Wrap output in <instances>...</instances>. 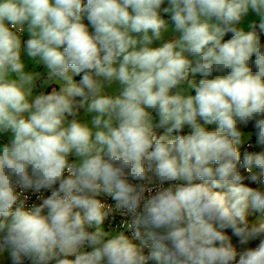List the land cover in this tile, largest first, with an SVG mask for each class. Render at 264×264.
Listing matches in <instances>:
<instances>
[{"label": "clouds", "instance_id": "1", "mask_svg": "<svg viewBox=\"0 0 264 264\" xmlns=\"http://www.w3.org/2000/svg\"><path fill=\"white\" fill-rule=\"evenodd\" d=\"M262 38L264 0H0V253L264 264Z\"/></svg>", "mask_w": 264, "mask_h": 264}, {"label": "built area", "instance_id": "2", "mask_svg": "<svg viewBox=\"0 0 264 264\" xmlns=\"http://www.w3.org/2000/svg\"><path fill=\"white\" fill-rule=\"evenodd\" d=\"M214 129L215 127H208V130H214ZM162 131L163 130H158V134H162ZM187 133L188 132L183 133V134H187ZM43 194L47 196V195H50V192H44ZM26 195L29 196V200L27 202L28 207H31L33 203L35 204L40 203V201L37 199L38 194H33L31 192H28L26 193ZM99 199H101L104 203L111 205L112 207V211L110 212V214L105 220V225H111L115 229H120L124 231L125 235L129 236V238H132V230L125 228V224L127 222H130V217L128 216V214L124 210L116 208L115 206L116 202L112 200L110 196L102 194L99 197ZM260 216L264 220V213H260ZM133 242L139 244L138 240H134Z\"/></svg>", "mask_w": 264, "mask_h": 264}, {"label": "trees", "instance_id": "3", "mask_svg": "<svg viewBox=\"0 0 264 264\" xmlns=\"http://www.w3.org/2000/svg\"><path fill=\"white\" fill-rule=\"evenodd\" d=\"M165 6H166V5H165ZM85 23H87L86 20H85ZM227 38H228V37H226V39H227ZM262 43H264V38H262ZM196 75L202 77L200 74H194V75H191L190 78H192V77H194V76H196ZM80 78H81L80 76H75V75H74V79H75L77 82L79 81ZM209 127H216V126L214 125V126H209ZM245 131H246V132H247V131H254V128H253V126L250 124V125L248 126V128L245 129ZM184 133H186V132H184ZM250 143L253 145V147H249L248 144L243 145L242 148H241V152H242V153H243V151H244L245 149H247L248 151H257V152H258V151H261V150H264V149H262L260 146H255V137H254V136H253L252 141H251ZM245 183L248 184L250 187H256L254 183H251V182H249V181H245ZM257 213L260 214L259 212H252V213H250V215L248 216V221H249V217H251L252 215H255V214H257ZM226 231H227V234L231 237L232 243H233V245H234V247L236 248V250H237L238 253L243 252L247 247H255V246L259 243V240H257V241L251 242L249 245H241V244L239 243V239H238V237L232 235V232H231L230 229H229V230H226ZM147 251H148V250L145 249V253H147ZM238 258H239V256L237 257V259H238ZM7 264H12V261H9ZM24 264H29V262H28V261H25ZM150 264H151V262H150Z\"/></svg>", "mask_w": 264, "mask_h": 264}, {"label": "rangeland", "instance_id": "4", "mask_svg": "<svg viewBox=\"0 0 264 264\" xmlns=\"http://www.w3.org/2000/svg\"><path fill=\"white\" fill-rule=\"evenodd\" d=\"M165 18L167 19V17H165ZM202 78L203 77H200L198 75L192 77V79H195L197 81V83ZM193 94H194V92H193ZM209 126H214V125H209ZM209 126H207V127H209ZM188 131L189 130L187 128H185L184 132H188ZM260 222H264V220L262 219V217L258 213L249 217V223H257L258 224ZM104 228H105V231H111L113 234L122 231L120 229H115L111 225H105L104 224ZM9 261H12V259H11L10 254L7 251L0 253V264H7Z\"/></svg>", "mask_w": 264, "mask_h": 264}, {"label": "crops", "instance_id": "5", "mask_svg": "<svg viewBox=\"0 0 264 264\" xmlns=\"http://www.w3.org/2000/svg\"><path fill=\"white\" fill-rule=\"evenodd\" d=\"M25 38H27V37H25ZM26 64H29V67H30V68L32 67V65L30 64V62L26 61ZM36 70L39 71V70H42V69H41V68H37ZM53 86H54V85H53ZM39 90H40V89L38 88L36 94H39ZM47 91H51V88H48ZM7 139H8L7 135L0 136V143L7 142Z\"/></svg>", "mask_w": 264, "mask_h": 264}]
</instances>
